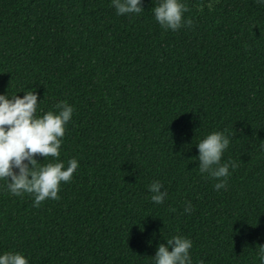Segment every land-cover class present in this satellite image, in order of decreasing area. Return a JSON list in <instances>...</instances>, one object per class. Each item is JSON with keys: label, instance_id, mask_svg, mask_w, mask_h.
I'll return each mask as SVG.
<instances>
[{"label": "trees", "instance_id": "16d2710c", "mask_svg": "<svg viewBox=\"0 0 264 264\" xmlns=\"http://www.w3.org/2000/svg\"><path fill=\"white\" fill-rule=\"evenodd\" d=\"M142 2L118 15L112 0H0V95L35 91L37 117L72 106L59 161L79 165L60 199L39 207L0 179V255L155 264L158 246L182 236L192 264H260L264 3L182 0L193 23L172 31L156 21L155 0ZM212 132L230 141L221 163L238 164L219 191L197 159ZM154 181L167 192L161 204Z\"/></svg>", "mask_w": 264, "mask_h": 264}, {"label": "clouds", "instance_id": "9594fccd", "mask_svg": "<svg viewBox=\"0 0 264 264\" xmlns=\"http://www.w3.org/2000/svg\"><path fill=\"white\" fill-rule=\"evenodd\" d=\"M257 3H264V0H257ZM154 4L151 10L165 30L177 31L192 25L191 19L183 18L188 8L182 0H155ZM112 5L118 15L139 14L144 10L142 0H112ZM38 104L35 91H27L23 98L19 95H0V179L7 181V190L13 196L32 195L35 207L48 199L59 200L61 182H70L79 166L74 158L67 162V167L59 161L61 138L65 135V125L72 117V106L61 101L55 105L58 112L48 111L37 117ZM229 143L228 136L223 132H212L197 145L199 170L219 181L215 185L217 191L226 187L229 167H238L234 161L221 163ZM37 156L55 160L41 163ZM162 187L159 181L149 186L154 203L164 202L167 192L161 191ZM185 212H192L190 201ZM191 248L190 239L174 236L166 244L158 246L155 264H192ZM258 259L260 264H264V246H259ZM0 264H28V260L19 252H6L0 255Z\"/></svg>", "mask_w": 264, "mask_h": 264}]
</instances>
